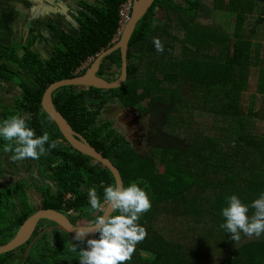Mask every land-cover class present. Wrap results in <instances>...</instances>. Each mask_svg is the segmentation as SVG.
Instances as JSON below:
<instances>
[{
    "label": "trees",
    "instance_id": "trees-1",
    "mask_svg": "<svg viewBox=\"0 0 264 264\" xmlns=\"http://www.w3.org/2000/svg\"><path fill=\"white\" fill-rule=\"evenodd\" d=\"M205 1L154 0L129 42L128 76L121 88L70 86L53 94L57 110L113 163L123 183L137 182L150 197L151 209L139 220L147 236L126 264H264V234L249 238L241 233L233 241L220 227L226 197L236 194L250 205L264 192V128L252 132L254 122L264 123V0ZM124 2L78 1V32L51 24L56 40L48 58L32 43L0 44V89L7 82L20 89L10 116L30 114L28 126L36 135L47 132L50 140L60 141L39 159L19 161L30 162L47 179L34 183L36 203L28 202L25 190L18 191L24 182L0 183V246L39 210H57L75 225L85 217L81 222L86 226L100 214L91 209L87 189L95 186L102 196L103 186L115 178L66 142L43 110L42 98L54 82L84 75L91 65L83 68L86 63L115 45ZM157 10L163 11L164 21L158 20ZM218 13L232 17L231 30L198 22ZM154 37L163 43V52L155 49ZM174 51L180 55L177 68ZM121 68L118 50L102 60L97 75L114 82ZM109 104L148 116L145 145L152 155L141 154L100 119ZM4 107L0 122L10 117ZM6 143L0 138V173L5 164L17 162L4 150ZM42 231L0 255V264H21L35 238L24 264H79V249L86 244L60 230ZM73 244L76 252L70 251Z\"/></svg>",
    "mask_w": 264,
    "mask_h": 264
},
{
    "label": "clouds",
    "instance_id": "clouds-1",
    "mask_svg": "<svg viewBox=\"0 0 264 264\" xmlns=\"http://www.w3.org/2000/svg\"><path fill=\"white\" fill-rule=\"evenodd\" d=\"M153 43L158 52L164 51L159 38L154 37ZM30 119V114H13L0 122V138L7 142L4 150L12 153L13 161L39 159L60 143L59 140H50L47 132L36 135L35 130L28 126ZM87 198L91 209L100 214L95 215L87 227L74 232L73 240L86 244L79 249V264H126L137 244L147 236L146 228L139 223L140 217L151 209L147 191L137 182L125 185L117 181L103 186L102 196L95 186L89 187ZM226 205L221 210L224 223L220 227L230 234L233 241H239L241 233L249 238L264 234V192L250 205L243 203L238 195L231 194L226 197ZM70 251H77L75 244Z\"/></svg>",
    "mask_w": 264,
    "mask_h": 264
},
{
    "label": "water",
    "instance_id": "water-1",
    "mask_svg": "<svg viewBox=\"0 0 264 264\" xmlns=\"http://www.w3.org/2000/svg\"><path fill=\"white\" fill-rule=\"evenodd\" d=\"M153 2L154 0H136L134 3L131 20L125 26L120 39L116 41L115 45L100 53L84 75L75 77L73 79H66L54 82L47 88L42 98L43 110L56 123L66 142H68V144L75 150L79 151L85 156L92 158L94 161L100 163L102 166L107 167L113 174L116 182H123L119 170L113 165V163L109 159L105 158L99 151H97L84 136H82L72 128L67 119L55 107L53 101V94L63 87L70 86L95 88L104 91H112L121 88L125 84L128 76L129 42L139 22L148 13ZM157 17L158 20L161 22L165 20L164 13L162 10H157ZM118 50L121 51L122 55L121 75L118 80L110 82L98 76L97 74L101 68L102 60ZM42 220H47L56 223V230H60L66 234L71 235L72 237L76 229L81 227H87L74 225L65 216V214L57 210H39L35 212L32 216H29L26 221L21 224L15 236L8 243L0 246V255L11 252L24 245L31 238L32 234H34L38 223ZM47 232L50 231L48 230ZM32 243L33 241L27 246L23 255V262L21 264H24L26 262L29 249L32 246Z\"/></svg>",
    "mask_w": 264,
    "mask_h": 264
},
{
    "label": "crops",
    "instance_id": "crops-1",
    "mask_svg": "<svg viewBox=\"0 0 264 264\" xmlns=\"http://www.w3.org/2000/svg\"><path fill=\"white\" fill-rule=\"evenodd\" d=\"M78 1L80 0H0V44L19 46L32 43L33 49L44 56L40 51V42L46 37L55 38L51 24L71 33L78 32ZM54 44L55 42L51 45V50ZM19 91L15 83H4L0 89V105L11 103L12 106Z\"/></svg>",
    "mask_w": 264,
    "mask_h": 264
},
{
    "label": "flooded vegetation",
    "instance_id": "flooded-vegetation-1",
    "mask_svg": "<svg viewBox=\"0 0 264 264\" xmlns=\"http://www.w3.org/2000/svg\"><path fill=\"white\" fill-rule=\"evenodd\" d=\"M144 118L140 115L139 111L135 108L125 109V108L117 107L113 104H109L107 107H105V109H103L100 119L103 120V122H110L112 128L116 129L121 134L123 133L125 134L128 141H130V143L135 147L137 151L144 153V151H141L142 149L144 150L146 146L144 142V139L146 140L144 128L148 127L147 118L145 121H143ZM5 168H6L5 169L6 172L3 170L0 173V181H1L0 183L7 182V183H13V184L15 183L21 184L22 182H24L25 178L28 177L29 175L39 184H42L44 181V175L38 170L37 167H34L33 165L30 167L26 166L23 170L15 169L12 166H6ZM30 168L32 170H30ZM5 174L8 177H5L4 176ZM37 175H41L42 177L39 179ZM65 216L70 220V218L67 215ZM81 221L85 222V217L81 218L78 222L79 224H76V225H80V223H82ZM41 223L42 221L38 223L37 230H40V231L43 230L41 232L42 235L45 233H49L47 232L48 230L50 232H52L53 230H56L55 229L56 223L54 224L43 223L42 225H40ZM80 226H85V225H80ZM37 239L38 238H35L34 240H32L33 243H35Z\"/></svg>",
    "mask_w": 264,
    "mask_h": 264
},
{
    "label": "rangeland",
    "instance_id": "rangeland-1",
    "mask_svg": "<svg viewBox=\"0 0 264 264\" xmlns=\"http://www.w3.org/2000/svg\"><path fill=\"white\" fill-rule=\"evenodd\" d=\"M206 5H209V0H206L204 2ZM77 4V3H76ZM76 8H77V5H76ZM231 20H232V17L229 16V15H220L219 13L218 14H215L213 15L211 18L208 17V14L207 15H203L201 17V19L199 20L198 19V22H200L201 24H209V25H219L221 26L224 30L226 31H229L231 30ZM173 27H174V24H171L170 27L168 28V31L169 32H172L173 31ZM223 31V30H222ZM119 32V31H118ZM119 36V35H118ZM118 39V37H117ZM116 39V40H117ZM56 38H53V37H46L44 38L40 43H41V48H40V51L44 54V56L42 55L43 58H48V54L51 53V45L55 42ZM262 54V59H263V63H264V50L261 52ZM179 60H180V55H179V51H174V65L175 67L177 68L178 67V63H179ZM93 60H90L88 63L85 64V67H87V65L89 63H91ZM264 67V65H263ZM252 90L255 89V87H252L251 88ZM18 98V96H17ZM13 105V104H12ZM2 106H5V110H6V114L7 116H10V108H11V103H8V105H2ZM148 117V116H147ZM145 117L143 119V121L146 120ZM148 121H149V118H147V124H148ZM264 128V123H261V122H254V127H253V130L252 132L256 135L257 132L261 129ZM147 131H148V127H145L144 128V133H145V136L147 137ZM124 134V133H123ZM125 135V134H124ZM144 142H145V139H144ZM141 151H144V153L141 152V154L143 155H152V153L148 150V148L145 146V149L141 150ZM5 156L2 157V160L3 162H5ZM29 161V160H28ZM31 163L30 162H19L17 161L12 167L15 168V169H21L23 170L26 166H29ZM5 166H7L5 164ZM38 174V173H37ZM38 178L40 179L42 176L41 175H37ZM47 179L44 177V181L43 183L46 181ZM1 182V181H0ZM34 183H38L37 181H35L30 175L28 177L25 178L24 180V185L23 187L22 186H18V191H21V190H25L26 192V196L28 197V202L29 203H36L37 201V193H36V185ZM39 184V183H38ZM10 186V185H9ZM27 201V200H26ZM17 202H19V200L17 199ZM85 223H80V225H84ZM86 226V225H85ZM145 258H148L150 255L149 254H145L144 255ZM70 262V261H69Z\"/></svg>",
    "mask_w": 264,
    "mask_h": 264
},
{
    "label": "built area",
    "instance_id": "built-area-1",
    "mask_svg": "<svg viewBox=\"0 0 264 264\" xmlns=\"http://www.w3.org/2000/svg\"><path fill=\"white\" fill-rule=\"evenodd\" d=\"M135 1L136 0H125L123 5L121 6L120 13H119L120 21H119L118 35H120L123 32L125 26L131 20L132 11H133ZM83 68H85V65L83 66Z\"/></svg>",
    "mask_w": 264,
    "mask_h": 264
}]
</instances>
